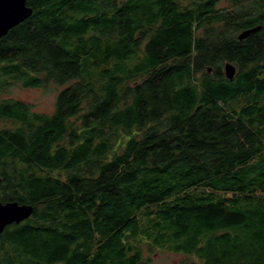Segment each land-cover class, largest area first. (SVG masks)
Returning <instances> with one entry per match:
<instances>
[{
	"label": "trees",
	"instance_id": "trees-1",
	"mask_svg": "<svg viewBox=\"0 0 264 264\" xmlns=\"http://www.w3.org/2000/svg\"><path fill=\"white\" fill-rule=\"evenodd\" d=\"M28 5L0 95L58 94L52 114L0 97V200L36 207L0 264H264V0Z\"/></svg>",
	"mask_w": 264,
	"mask_h": 264
},
{
	"label": "water",
	"instance_id": "water-1",
	"mask_svg": "<svg viewBox=\"0 0 264 264\" xmlns=\"http://www.w3.org/2000/svg\"><path fill=\"white\" fill-rule=\"evenodd\" d=\"M33 13V8L28 5V0H0V39L18 24L24 22ZM261 28L260 25L246 28L238 34V39L243 40ZM211 72L212 68L209 67ZM225 76L233 79L237 72V67L230 61L224 64ZM2 177L0 176V185ZM33 204H21L18 201L3 202L0 200V234L11 224H19L29 219L35 212Z\"/></svg>",
	"mask_w": 264,
	"mask_h": 264
},
{
	"label": "rangeland",
	"instance_id": "rangeland-1",
	"mask_svg": "<svg viewBox=\"0 0 264 264\" xmlns=\"http://www.w3.org/2000/svg\"><path fill=\"white\" fill-rule=\"evenodd\" d=\"M37 88H25L21 86L12 85L3 94L1 98L19 99L32 105L35 111L52 114L55 107V101L58 94L56 84L50 82ZM0 124L4 126L11 125L10 122L1 121ZM188 256L177 255L169 251H162L161 254L154 255V264H176L177 260Z\"/></svg>",
	"mask_w": 264,
	"mask_h": 264
},
{
	"label": "flooded vegetation",
	"instance_id": "flooded-vegetation-1",
	"mask_svg": "<svg viewBox=\"0 0 264 264\" xmlns=\"http://www.w3.org/2000/svg\"><path fill=\"white\" fill-rule=\"evenodd\" d=\"M32 217V216H31Z\"/></svg>",
	"mask_w": 264,
	"mask_h": 264
}]
</instances>
